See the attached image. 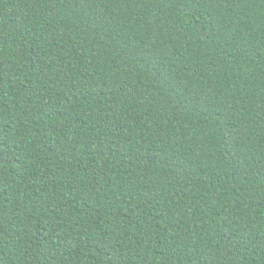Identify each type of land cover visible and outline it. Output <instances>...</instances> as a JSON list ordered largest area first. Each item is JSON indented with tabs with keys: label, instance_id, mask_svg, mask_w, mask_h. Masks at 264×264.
<instances>
[{
	"label": "trees",
	"instance_id": "16d2710c",
	"mask_svg": "<svg viewBox=\"0 0 264 264\" xmlns=\"http://www.w3.org/2000/svg\"><path fill=\"white\" fill-rule=\"evenodd\" d=\"M0 264H264V0H0Z\"/></svg>",
	"mask_w": 264,
	"mask_h": 264
}]
</instances>
